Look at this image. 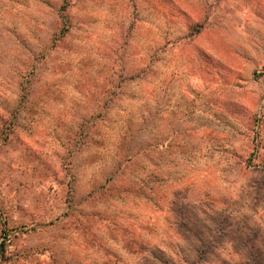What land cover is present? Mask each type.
<instances>
[{
  "label": "rangeland",
  "instance_id": "374dc122",
  "mask_svg": "<svg viewBox=\"0 0 264 264\" xmlns=\"http://www.w3.org/2000/svg\"><path fill=\"white\" fill-rule=\"evenodd\" d=\"M0 264H264V0H0Z\"/></svg>",
  "mask_w": 264,
  "mask_h": 264
}]
</instances>
